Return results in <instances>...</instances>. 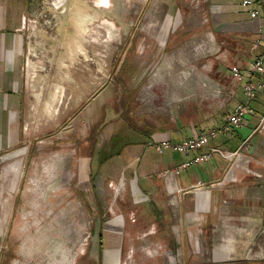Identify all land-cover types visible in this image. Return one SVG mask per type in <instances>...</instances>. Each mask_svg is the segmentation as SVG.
<instances>
[{
	"label": "rangeland",
	"instance_id": "obj_1",
	"mask_svg": "<svg viewBox=\"0 0 264 264\" xmlns=\"http://www.w3.org/2000/svg\"><path fill=\"white\" fill-rule=\"evenodd\" d=\"M225 2H37L51 65L24 116L29 143L0 155V264H186L185 228L159 218L165 202L143 163L169 134L220 117L234 40Z\"/></svg>",
	"mask_w": 264,
	"mask_h": 264
},
{
	"label": "crops",
	"instance_id": "obj_2",
	"mask_svg": "<svg viewBox=\"0 0 264 264\" xmlns=\"http://www.w3.org/2000/svg\"><path fill=\"white\" fill-rule=\"evenodd\" d=\"M47 1L56 10L68 3V0ZM47 1L0 0V155L29 143L34 131V128L27 130L24 116L34 109L32 105L35 106V102H30L34 98L36 79L42 81L38 68L51 65L48 59L50 38L43 33L45 31H39L36 41L34 24L42 14L37 12V2ZM242 2L227 0L223 5L225 25L234 38L227 44L232 57V60L227 59L228 65L239 67L241 72L245 68L249 71L254 58L262 52V46L255 48V43L264 40V17L253 18ZM222 42L226 44V41ZM229 77L224 83L226 86ZM248 80L249 75L244 76L237 84L234 99L222 98L226 105L218 114L220 117L207 126L212 129L225 124L236 104L246 100L244 86ZM261 80L264 82V77ZM251 106L252 112L245 116L242 130L232 129L211 139L209 147H204L202 152L166 151L161 154L156 151L161 155L158 159L143 163L145 184H149L152 178L147 170L151 167L154 178L157 177V201L163 198L165 202L161 210L163 216L159 218L165 219L166 225L176 223L185 228L186 234L182 233L181 242L187 244L183 251L186 264H264V130L252 135L264 115V92L257 94ZM161 132L155 131L152 135ZM169 137V140L179 142L191 136L174 133ZM135 145L142 144L136 140ZM210 147L229 152L241 149L237 168L228 169L229 160L221 155H212L209 161L194 162ZM186 162L190 165L176 173L174 169ZM176 218L178 221L175 222ZM196 227H202V234L191 233ZM224 229L231 232L223 234ZM195 243L199 250L192 253L188 244ZM163 255L167 257L168 252Z\"/></svg>",
	"mask_w": 264,
	"mask_h": 264
},
{
	"label": "built area",
	"instance_id": "obj_3",
	"mask_svg": "<svg viewBox=\"0 0 264 264\" xmlns=\"http://www.w3.org/2000/svg\"><path fill=\"white\" fill-rule=\"evenodd\" d=\"M242 6L250 12L253 18L264 17V0H243ZM262 32L264 33V26ZM259 45L262 46V52L257 55L250 64L249 80L244 86L246 100L236 104L233 112L227 116L225 124L219 128H212L208 131L201 132L196 136L186 138L179 142L162 140L154 144L157 152L161 154L166 151L183 154H189L193 151L202 152L204 147H209L211 139L217 138L222 133L230 132L232 129L237 131L243 129L245 116L252 112L251 103L257 98V94L259 92H264V82L261 80V78L264 77V40H257L255 43V48H257ZM242 79L243 75L240 68L237 66H232L230 68V77L228 78L229 87H227L225 90L226 98L231 100L235 98L237 93V84ZM263 130L264 115L262 116L257 129L252 132V135ZM245 146L250 148L247 144ZM241 151L242 150L239 149L235 152H229L218 147H210L208 152L199 154L194 159V162L201 163L209 161L214 154H219L230 161L235 156L239 158L242 155ZM189 165L190 163L186 162L174 170L176 173H179L181 168H187Z\"/></svg>",
	"mask_w": 264,
	"mask_h": 264
},
{
	"label": "bare ground",
	"instance_id": "obj_4",
	"mask_svg": "<svg viewBox=\"0 0 264 264\" xmlns=\"http://www.w3.org/2000/svg\"><path fill=\"white\" fill-rule=\"evenodd\" d=\"M154 77V76H153Z\"/></svg>",
	"mask_w": 264,
	"mask_h": 264
}]
</instances>
